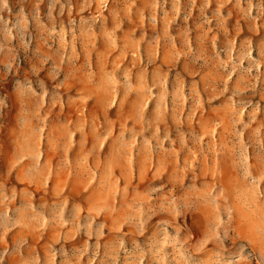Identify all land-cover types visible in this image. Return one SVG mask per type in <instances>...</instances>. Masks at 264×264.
<instances>
[{
    "label": "rangeland",
    "instance_id": "1",
    "mask_svg": "<svg viewBox=\"0 0 264 264\" xmlns=\"http://www.w3.org/2000/svg\"><path fill=\"white\" fill-rule=\"evenodd\" d=\"M0 264H264V0H0Z\"/></svg>",
    "mask_w": 264,
    "mask_h": 264
}]
</instances>
